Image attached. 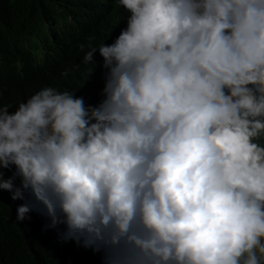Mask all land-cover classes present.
I'll list each match as a JSON object with an SVG mask.
<instances>
[{
    "label": "clouds",
    "instance_id": "clouds-1",
    "mask_svg": "<svg viewBox=\"0 0 264 264\" xmlns=\"http://www.w3.org/2000/svg\"><path fill=\"white\" fill-rule=\"evenodd\" d=\"M119 3L98 105L44 87L0 107V189L32 197L16 220L104 264H264V0Z\"/></svg>",
    "mask_w": 264,
    "mask_h": 264
},
{
    "label": "trees",
    "instance_id": "trees-1",
    "mask_svg": "<svg viewBox=\"0 0 264 264\" xmlns=\"http://www.w3.org/2000/svg\"><path fill=\"white\" fill-rule=\"evenodd\" d=\"M127 15L119 0H0V54L9 66L0 72V107L14 112L44 87L75 92L86 105H98L107 71L98 50L127 27ZM92 47L96 65L83 60ZM14 171L0 169L3 179ZM31 200L28 193L12 200L0 189V264H104L103 253L62 242L65 225L46 229L50 221L39 211L18 222L17 207Z\"/></svg>",
    "mask_w": 264,
    "mask_h": 264
},
{
    "label": "bare ground",
    "instance_id": "bare-ground-1",
    "mask_svg": "<svg viewBox=\"0 0 264 264\" xmlns=\"http://www.w3.org/2000/svg\"><path fill=\"white\" fill-rule=\"evenodd\" d=\"M28 69V68H27Z\"/></svg>",
    "mask_w": 264,
    "mask_h": 264
}]
</instances>
